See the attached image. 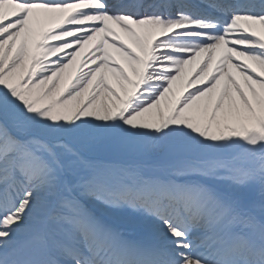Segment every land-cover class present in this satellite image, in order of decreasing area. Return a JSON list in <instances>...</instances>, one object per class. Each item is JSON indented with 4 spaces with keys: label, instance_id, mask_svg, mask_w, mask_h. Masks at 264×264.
<instances>
[{
    "label": "snow or ice",
    "instance_id": "6c2138e0",
    "mask_svg": "<svg viewBox=\"0 0 264 264\" xmlns=\"http://www.w3.org/2000/svg\"><path fill=\"white\" fill-rule=\"evenodd\" d=\"M0 264H264V0H0Z\"/></svg>",
    "mask_w": 264,
    "mask_h": 264
}]
</instances>
